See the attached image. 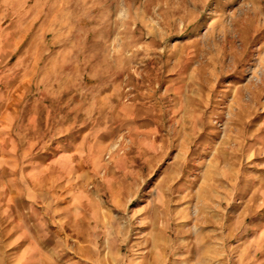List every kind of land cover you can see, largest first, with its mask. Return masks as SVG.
<instances>
[{
  "label": "rangeland",
  "instance_id": "obj_1",
  "mask_svg": "<svg viewBox=\"0 0 264 264\" xmlns=\"http://www.w3.org/2000/svg\"><path fill=\"white\" fill-rule=\"evenodd\" d=\"M19 47L24 69L18 50L12 55ZM5 86L20 100L25 131L14 127L26 151L55 140L62 149L67 133L79 140L83 132L92 144L103 133L111 154L115 147L141 168L130 136L140 116L164 124L170 144L187 122L195 132L203 127L204 144L231 130L234 139L263 148L264 0H0V116ZM1 181L0 264H29L33 251L22 256L18 241L32 234L17 216L26 205L15 192L13 206ZM67 219L61 231L73 247L65 255L70 262L81 254L71 238H88L90 253L101 255V212Z\"/></svg>",
  "mask_w": 264,
  "mask_h": 264
},
{
  "label": "crops",
  "instance_id": "obj_2",
  "mask_svg": "<svg viewBox=\"0 0 264 264\" xmlns=\"http://www.w3.org/2000/svg\"><path fill=\"white\" fill-rule=\"evenodd\" d=\"M13 52L24 69L25 49ZM9 93L10 86L1 90L0 175L11 189L9 202L19 192L27 207L17 216L31 226L32 234L18 240L22 256L33 251L29 264H56L59 258L66 264H264V147L234 139L231 130L226 139L204 144L203 127L195 132L187 122L170 144L164 124L140 116L130 136L138 141L141 168L117 155L115 147L111 154L103 133L92 141L101 142L97 147L82 132L85 138L79 140L67 133L62 149L55 140L26 151L27 140L21 144L14 127L19 123L22 133L26 120L20 122V100ZM138 168H146L147 175L133 172ZM52 210L61 213L52 218ZM90 212L95 217L101 212V255L91 254L88 238H71L81 254L70 262L65 255L73 247L61 227L69 215L75 222Z\"/></svg>",
  "mask_w": 264,
  "mask_h": 264
}]
</instances>
